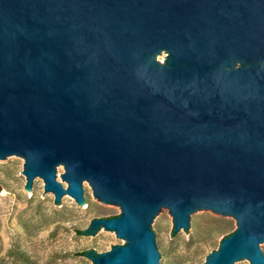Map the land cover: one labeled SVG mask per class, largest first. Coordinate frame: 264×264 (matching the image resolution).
Segmentation results:
<instances>
[{
  "label": "water",
  "instance_id": "1",
  "mask_svg": "<svg viewBox=\"0 0 264 264\" xmlns=\"http://www.w3.org/2000/svg\"><path fill=\"white\" fill-rule=\"evenodd\" d=\"M0 160L166 264L155 230L236 219L208 264H264V0H0Z\"/></svg>",
  "mask_w": 264,
  "mask_h": 264
},
{
  "label": "rangeland",
  "instance_id": "2",
  "mask_svg": "<svg viewBox=\"0 0 264 264\" xmlns=\"http://www.w3.org/2000/svg\"><path fill=\"white\" fill-rule=\"evenodd\" d=\"M25 166L0 160V264H97V256L126 245L95 225L121 217L122 208L105 206L92 188L91 206L83 208L71 198L64 207L46 190L44 180L35 193ZM238 228L236 219L201 214L196 230L182 236L181 230L174 231L175 218L168 212L155 233L166 251V264H208Z\"/></svg>",
  "mask_w": 264,
  "mask_h": 264
},
{
  "label": "trees",
  "instance_id": "3",
  "mask_svg": "<svg viewBox=\"0 0 264 264\" xmlns=\"http://www.w3.org/2000/svg\"><path fill=\"white\" fill-rule=\"evenodd\" d=\"M80 235H82L83 233L82 232H78Z\"/></svg>",
  "mask_w": 264,
  "mask_h": 264
}]
</instances>
